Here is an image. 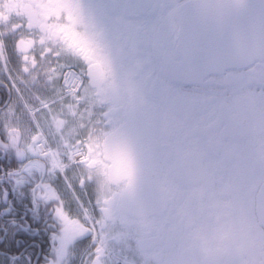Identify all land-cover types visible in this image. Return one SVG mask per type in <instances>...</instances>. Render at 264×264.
Here are the masks:
<instances>
[{"label": "snow or ice", "instance_id": "6c2138e0", "mask_svg": "<svg viewBox=\"0 0 264 264\" xmlns=\"http://www.w3.org/2000/svg\"><path fill=\"white\" fill-rule=\"evenodd\" d=\"M0 264H264V0H0Z\"/></svg>", "mask_w": 264, "mask_h": 264}, {"label": "flooded vegetation", "instance_id": "af4514ba", "mask_svg": "<svg viewBox=\"0 0 264 264\" xmlns=\"http://www.w3.org/2000/svg\"><path fill=\"white\" fill-rule=\"evenodd\" d=\"M37 243H39L40 241L37 239V241H36Z\"/></svg>", "mask_w": 264, "mask_h": 264}]
</instances>
